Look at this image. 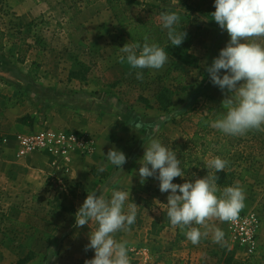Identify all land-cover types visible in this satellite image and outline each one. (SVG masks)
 <instances>
[{"label":"rangeland","instance_id":"obj_1","mask_svg":"<svg viewBox=\"0 0 264 264\" xmlns=\"http://www.w3.org/2000/svg\"><path fill=\"white\" fill-rule=\"evenodd\" d=\"M105 1L96 0L93 3H96L95 6H92L93 4L85 6L86 0H66L67 5L57 6L53 10L45 9L41 17L28 22L21 19L18 8L10 4L12 1L0 0V264H17L19 259L30 253L34 256L27 264H49L51 251L48 250L51 243H54L55 254L50 264H62L54 260L59 256L58 242L55 243L50 238L59 239L57 237L61 222H64L67 216L75 215L78 206L82 205L77 203V197L81 193H77L76 185L61 183L57 177L48 176L44 179L41 176L37 167L39 163L35 164L33 160L38 155L30 158L17 157L15 140L18 135L63 129L83 133L77 129L82 121V110L93 109L96 104L99 111H104V116H101L99 121H102L101 124L108 132H113L116 127L114 108L112 105L109 106L108 100L105 99L107 95L122 96L127 105H131V102L136 103L138 96L155 99L162 88L169 83L172 85L171 80L181 76L185 79L184 83L169 88L173 93L172 100L176 101L185 93L180 86L187 85L191 91L190 87L198 80L197 74L200 71L198 58L203 55L204 48L209 42V30L203 28L200 18L202 16L197 12L192 13L189 7L190 9L200 7L203 11L210 5L214 6L209 5L210 0H170L168 6H162L163 12H179L181 23L178 28L182 27L181 29L192 37L190 54L196 59V63L192 66H183L169 58L159 70L132 69L127 63H121L120 48L130 43L123 36L120 41L115 42L113 39L115 35L98 40L83 39V34L89 31L95 35L98 32L102 34L103 30L109 33H122L115 17L146 16L142 5L119 2L115 11L111 12ZM138 2L141 4L142 0ZM155 22L161 23L160 16L155 17ZM159 31L167 36V30L161 26ZM138 71L143 72L142 79H137ZM97 97L98 102L93 103L92 100ZM194 105L196 114L191 113L189 130L193 126V116L198 118L200 114L208 119L216 106L206 97ZM23 118H28L32 126L22 125L20 120ZM255 141L260 142L257 139ZM249 142L254 140L250 137L245 139L241 136H230L227 138V147L214 148L212 157L217 155L223 158L228 154L229 158L234 160V164H237L234 152L238 151L235 148ZM263 142L264 140L260 143ZM205 152L198 157L192 152L185 153L188 154L185 158L191 160L200 158L203 165L210 156V151ZM187 172H189L187 176L191 177H188L189 180L199 178L197 174L196 176L192 174V169H188ZM200 174V178L205 176L204 172ZM125 183L123 185H129ZM72 209L74 214H69L68 211ZM141 211L138 217L149 223L152 215L147 216V213L149 214L147 210ZM249 211L260 218L258 212ZM249 211L239 213L246 214L250 213ZM213 222L214 225L208 226L209 229L219 227L223 230L226 223L218 218H214ZM53 226L56 227L55 231L48 234ZM160 233L156 235L157 238L154 237L156 239H152L155 234L150 235L149 232L147 240L152 242L148 245L154 248L164 247L167 255L172 254L177 246L172 244L173 237L171 241L169 239L170 231H165L161 235ZM228 246L233 252L241 250L234 244L227 243ZM229 247L228 250L231 251ZM222 248L223 246L213 242L199 245L194 255L198 264H223L225 254H222ZM153 252H157L156 249ZM259 252L257 246L255 253L248 256L247 260H257L258 264H264V255H260ZM166 254L164 258L142 262L135 260L139 255L133 256L128 252L131 264H159V261L163 264ZM169 260L172 264L173 261ZM182 264H189V260H183Z\"/></svg>","mask_w":264,"mask_h":264},{"label":"crops","instance_id":"obj_2","mask_svg":"<svg viewBox=\"0 0 264 264\" xmlns=\"http://www.w3.org/2000/svg\"><path fill=\"white\" fill-rule=\"evenodd\" d=\"M13 7L18 8L19 16L21 19L31 22L41 17L45 9H54L57 6L67 5L66 0H9ZM96 4V3H95ZM95 4H91L95 6ZM89 5V6H91ZM88 8V7H87ZM203 23V28L209 30V42L204 48L203 55L198 58L200 71L197 74L198 80L195 82L192 90L188 89L187 85L180 86L184 95L173 101V105L167 111H161L159 106L155 103V99H150L146 96H138L137 102H131L127 105L122 96H106L109 106L114 108V120L116 127L113 132H108L107 128L101 124V116H104V111H99L98 104L93 109L82 110V121L77 129L83 133L91 136L95 140V150L91 155L80 156L78 153H72L67 160L56 159L49 154L35 156L33 159L35 164H38V170L41 176L46 179L48 176L57 177L61 183L69 186L77 187V203L83 204L88 193L95 191L97 195H103L110 198L113 190L130 191V199L127 203H134L137 205V217L133 225L127 230L119 231L115 234V239L127 243L128 249L134 248L140 251L139 256L135 260L142 262H151L155 258H164L165 248H154L149 246L148 243L152 242L147 239L152 225L161 218L164 211H166L167 196L169 193H161L159 190V181L155 178H148L144 183H141L138 175V169L141 166L140 161L144 154V144H146L151 137L159 139L165 146L172 148L177 152V158L182 161V167L185 169L184 179L177 177L174 178V183H183L189 180L187 170L192 169V174L201 177V172L207 174L208 170L202 165L200 158L187 159L185 153L192 152L195 156H200L202 152L210 151L208 159L213 158L212 152L214 148H226L227 138L230 136L223 134L217 129L209 126V121L214 120L218 114L226 112V105L223 103L227 91L220 90L210 82V78L206 71V67L210 66L213 58L217 57L220 49H222L229 41L230 37L226 30H223L219 25L212 20V17H200ZM97 33V32H96ZM102 33V32H101ZM103 35V36H102ZM115 35V37H114ZM105 36V37H104ZM114 37V42L121 40L123 33L121 32H99L95 35L93 32L83 34V39H95ZM91 37V38H89ZM260 42L264 43V39ZM97 43V42H96ZM116 46V43H114ZM118 47V46H117ZM116 47V48H117ZM119 49V48H118ZM223 72V70H222ZM163 82L164 79H161ZM178 80V81H177ZM183 77L174 78L172 85L167 84L166 88L171 86H179L184 83ZM162 82V84H163ZM173 90V89H172ZM189 92V94H187ZM206 97L211 103L215 104V111L208 119L203 118L200 114L198 118L192 117L193 126L190 129L191 113L196 114L194 104ZM98 97L94 98L93 103H97ZM152 100V101H151ZM191 108V109H190ZM157 125L159 126L157 129ZM241 137L245 139L252 138L254 142L244 143L237 146L234 152L236 154L237 164L234 160L230 159V155L223 157L227 161L224 172L231 173L234 176V182H238L245 193L244 207L241 211H255L260 215V228L258 231L257 246L260 255H264V129L250 130ZM259 140L257 142L255 140ZM209 146V148H207ZM117 148L123 151L127 157L126 163L122 165V170L117 169L114 165L106 159V154L111 148ZM213 147V148H212ZM206 153V152H205ZM233 154V153H232ZM214 156V153H213ZM217 155H215L216 157ZM207 159V160H208ZM235 165V166H233ZM65 167V173L60 171L61 167ZM103 168L104 171H100ZM99 170L96 177L91 174V170ZM200 174V175H199ZM189 177V178H188ZM240 177V179H238ZM125 184L129 185H123ZM128 187V188H127ZM142 204V205H141ZM139 206V207H138ZM142 206V207H141ZM80 207V206H78ZM78 207H75L78 209ZM144 209L152 215L150 222L141 220L138 217L140 211ZM250 212V211H249ZM142 214V211H141ZM213 218H209L208 226L214 225ZM217 219V218H216ZM162 223L160 222L159 225ZM59 239L50 238L51 241L57 243L58 257L54 260L59 263L65 264H85L86 260L93 258L94 251L89 249L85 250V246L89 243V233L91 228L95 229L97 225L92 222L90 225L76 227L75 215L67 216L64 222H61ZM209 228V227H208ZM200 230L205 231L204 227ZM170 231V241L174 238V227L171 225L165 226L160 235ZM225 232V239L227 243L233 244L227 231L226 223L223 226ZM62 234V237L60 238ZM159 235V236H160ZM157 238V237H156ZM152 238V239H156ZM150 239V240H152ZM160 239V238H159ZM161 243L163 244L164 242ZM212 232L209 231L207 237H202L199 244L193 245L187 239L178 244L172 254L168 253L165 257L163 264H182V261L187 259L189 264H198L194 251L199 245L212 243ZM205 243V244H204ZM161 244V245H162ZM147 245L149 247H147ZM229 247V246H228ZM54 243L48 251L50 257L48 263L54 258ZM156 249L157 252H153ZM232 250L231 247H229ZM233 251V250H232ZM171 255V256H170ZM262 255V256H263ZM145 256V259H143ZM259 256V255H257ZM256 256V257H257ZM234 257L237 260H247L248 255L243 251H235ZM156 262V261H154ZM161 263V261H159ZM157 263V262H156ZM159 263V264H160ZM162 264V263H161Z\"/></svg>","mask_w":264,"mask_h":264},{"label":"clouds","instance_id":"obj_3","mask_svg":"<svg viewBox=\"0 0 264 264\" xmlns=\"http://www.w3.org/2000/svg\"><path fill=\"white\" fill-rule=\"evenodd\" d=\"M215 11L210 15L219 27L226 30L230 39L213 58L206 71L210 82L222 91H227L223 103L226 112L209 121V126L228 136H242L250 130L264 129V0H214ZM161 27L167 30L171 46H180L187 33L178 29L181 17L178 11L160 14ZM119 60L132 69L159 70L168 62L165 48L155 42L126 43ZM223 70V72H222ZM137 79L143 72L136 73ZM157 125V129H158ZM138 175L141 183L152 177L159 181L161 193L167 196L166 215L170 224L178 227L193 245L212 232V241L227 246L225 232L215 227L208 228L209 218L222 222H234L243 209L245 193L238 182L221 189L215 173L223 171L227 161L216 156L208 159L204 166L207 175L183 183H174V178L184 179L185 169L177 152L165 146L154 136L144 144ZM106 159L122 170L126 163L125 153L115 147L109 149ZM100 171H104L103 168ZM195 175V174H193ZM130 191L113 190L110 198L88 193L75 213L76 227L90 225L89 243L85 250H93V258L85 264H131L127 243L115 239V234L127 230L136 221L137 205L127 203ZM196 225L203 226L201 231Z\"/></svg>","mask_w":264,"mask_h":264},{"label":"trees","instance_id":"obj_4","mask_svg":"<svg viewBox=\"0 0 264 264\" xmlns=\"http://www.w3.org/2000/svg\"><path fill=\"white\" fill-rule=\"evenodd\" d=\"M95 1L96 0H86L85 6L91 5ZM105 2L111 12L115 11L119 5V2L142 5L143 11L146 14L144 17L139 15H136L135 17H125L122 15L120 17H115V21L117 26L122 31L123 37H125L130 43L140 42L142 44L144 42V37L147 36L148 42L158 43L165 48V51L168 53L172 62L181 64L183 66L195 65L196 59L192 56V54H190V50L193 45V39L190 34L186 32L187 35L180 46H171L167 36L159 31L161 23L158 24L155 22V17L160 16V14L163 12L162 6H168L170 4V0H142L141 4H139L138 0H106ZM210 4H214V0H210L209 5ZM189 10L192 13L197 12L202 17L208 18L211 17L210 14L215 11V8L214 6L210 5L203 11L200 10V7L191 9L189 7ZM181 28L182 27H179L178 29ZM172 95L173 93L166 87L162 88L156 94L155 103L159 106L161 111H167L173 105ZM20 123L25 126H32V122L28 118L21 119ZM98 172L99 170H91V174L94 177L97 176ZM215 175L218 177L216 183L221 189H223L225 186H230L233 184V174L220 171L215 173ZM202 177H204V175ZM238 179H240V177ZM68 213L74 214V210H69ZM160 222L162 223L161 225H159ZM47 225L49 224L47 223ZM168 225L171 226L170 222L168 221L166 211H164L161 218H159V220L152 225L150 235L155 234L153 238L156 237V235ZM55 229L56 227L53 226L52 230H49L48 234L53 233ZM154 230L157 231L152 233ZM174 233L175 234L172 244L175 246L186 240L185 236L178 227H174ZM222 254H225L223 264H258L257 260L241 261L235 259L234 252L232 250L229 251L227 246H223ZM33 256L34 255L31 253L27 254L25 257L19 259L17 264H27L29 261H31Z\"/></svg>","mask_w":264,"mask_h":264},{"label":"built area","instance_id":"obj_5","mask_svg":"<svg viewBox=\"0 0 264 264\" xmlns=\"http://www.w3.org/2000/svg\"><path fill=\"white\" fill-rule=\"evenodd\" d=\"M17 157L30 158L35 155L49 154L56 159L67 160L72 153L80 156L91 155L95 150L93 137L71 130H41L27 132L16 137ZM65 167L60 171L65 173ZM227 231L234 245L243 250L248 256L255 253L257 248V234L260 221L254 212L238 214L234 222H226ZM133 256L140 251L130 249Z\"/></svg>","mask_w":264,"mask_h":264}]
</instances>
